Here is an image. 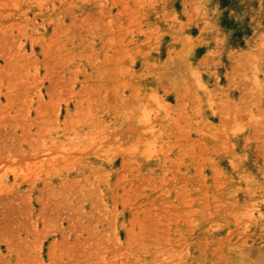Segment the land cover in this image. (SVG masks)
<instances>
[{"label": "rangeland", "instance_id": "1", "mask_svg": "<svg viewBox=\"0 0 264 264\" xmlns=\"http://www.w3.org/2000/svg\"><path fill=\"white\" fill-rule=\"evenodd\" d=\"M0 264H264V0H0Z\"/></svg>", "mask_w": 264, "mask_h": 264}]
</instances>
